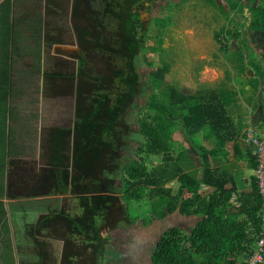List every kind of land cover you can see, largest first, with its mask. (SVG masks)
<instances>
[{
	"label": "rangeland",
	"instance_id": "374dc122",
	"mask_svg": "<svg viewBox=\"0 0 264 264\" xmlns=\"http://www.w3.org/2000/svg\"><path fill=\"white\" fill-rule=\"evenodd\" d=\"M217 1L224 5V10L206 0H19L21 14L35 6V17L43 16L44 8L46 11L52 8L53 13L59 11L65 18L63 22L69 30V41L77 43L84 28L93 32L89 42L97 46L98 56L95 47L92 54L91 51L89 55L84 54V67L100 79L99 88L94 87L92 94L94 112L100 114L90 118L94 122L90 134L97 133L90 137L92 146H105L109 151L102 153L97 164L91 163L90 168L97 169L84 173V188L78 189L84 192L78 195L82 202L78 199L79 205L75 208L68 201L73 218L67 215L66 207L62 208L63 198L53 203L56 202L53 197L52 239H45L42 233L47 234L40 225L43 219L28 215L26 223L29 227L25 233L21 231L18 241L20 251L12 246L7 250L4 246L0 251V264H151L152 250L165 229L180 226L185 233L190 232L197 222L194 215L173 211L151 222L144 220L150 216L149 188H144L132 200L131 211L136 214L133 222L128 218L130 211L121 197L123 170L131 160L141 161L139 166L147 170L161 162V155L147 156L138 151L146 142L140 133L139 121L140 118L151 119L146 104L148 94L160 92L169 84L193 89L223 87L235 92V102L226 107L229 125L221 130V136L233 137L227 140L223 150L213 153L211 159L213 164L216 159L220 163L236 162L235 168L244 170L242 178L246 190H250V177L257 175V169L247 165L251 155H256L255 144L248 135H264V28L253 30L250 27L249 6L263 0ZM25 7L28 8L23 11ZM123 7L128 16L127 32L119 15L121 11L123 13ZM17 14L14 18L13 0L0 7V49L4 51L0 53V69L4 65L7 72L15 67V58L9 59L8 48H12L13 29L10 26L17 23ZM36 20L32 22L38 25ZM132 40L140 45L139 49L131 46ZM147 59L152 63L149 64ZM158 67L167 68L163 80L151 75ZM0 78L4 80L8 76ZM157 82L160 84L156 85ZM9 84L0 90V135L13 136L11 102L14 95L10 93ZM80 118L77 115L73 143L72 135H59L50 152L52 176L63 178L65 182L71 180L72 175L68 170L66 149L69 151L70 146L77 145ZM65 131L60 132L65 134ZM209 132L210 126H207L193 134V138L200 140V147L210 150L218 138L211 137ZM173 141L174 154L182 153L189 145L179 128L175 130ZM237 146L242 156L238 160ZM82 154L83 150H75L70 157L74 164L79 166L80 158L88 159ZM131 170L136 169L132 167ZM53 183V193L66 191L62 184ZM166 185L176 192L180 183L174 179ZM211 190L202 184L199 191L208 194ZM239 196L240 192L235 193L231 202L238 203ZM35 204L42 209L44 200L37 199Z\"/></svg>",
	"mask_w": 264,
	"mask_h": 264
},
{
	"label": "trees",
	"instance_id": "16d2710c",
	"mask_svg": "<svg viewBox=\"0 0 264 264\" xmlns=\"http://www.w3.org/2000/svg\"><path fill=\"white\" fill-rule=\"evenodd\" d=\"M206 1L224 10V5L217 0ZM240 6L241 9L244 8L243 5ZM125 8L119 15L122 16L121 25L127 32L128 16ZM249 10L250 27L253 30L264 28V0L258 5L251 4ZM131 46L140 48L134 41ZM148 63L152 62L148 60ZM166 71V67H158L151 75L163 80ZM159 84L157 82L156 85ZM160 90L148 94L146 104L151 112V119L140 118V133L146 142L138 151L145 152L147 156L161 155L162 159L148 170L139 166L141 161L134 159L123 170L121 197L126 209L130 211L128 218L132 222L136 220V214L131 211L132 200L144 188H149L147 194L150 216L144 218L146 222L166 217L173 211L197 217V222L192 225L189 233H185L180 226H171L162 232L152 250L151 264H247L259 237L264 233V199L260 192L259 178L256 174L251 175V188L246 190L242 178L244 170L241 167L235 168L236 162L220 163L216 159L213 164L211 159L213 153L223 150L227 140L233 137L221 136V130L229 125L226 107L235 102V92L223 87L217 90L193 89L172 84ZM91 119L84 118L79 124V140L74 147L77 151L83 150L82 155L88 158L78 160L80 165H84L83 173L90 172L91 163L97 164V160L101 159L103 151L107 149L105 146H92L90 135L97 133L90 134L94 123ZM100 124L105 129L102 121ZM207 126H210L209 135L218 138V142L210 150L200 147V140L193 138V134ZM177 128L189 143L180 154H174L173 135ZM236 149L239 153L238 160L242 156L238 146ZM251 156L247 165L256 170L259 164L257 157L254 154ZM132 167L136 170L132 171ZM174 179L180 183L176 192L166 185ZM202 184L212 190L203 194L199 191ZM237 192H240L238 203H233L231 199Z\"/></svg>",
	"mask_w": 264,
	"mask_h": 264
},
{
	"label": "crops",
	"instance_id": "0c3cea01",
	"mask_svg": "<svg viewBox=\"0 0 264 264\" xmlns=\"http://www.w3.org/2000/svg\"><path fill=\"white\" fill-rule=\"evenodd\" d=\"M7 1L0 0V7ZM18 3L19 0H13L14 18L15 13L18 14L17 23L10 26L13 42L12 48H8L9 59L15 58V67L9 72L4 65L0 69V77L8 76L4 80L0 78V90L10 83V93L14 95L11 105L15 125V135H0V251L4 246L7 250L12 246L19 252L21 231L25 233L29 227L26 223L28 215L43 219L40 225L47 234L42 233L45 239H52L53 197L56 200L53 203L63 198L60 202L62 208L66 207L67 215L73 218L69 205L77 208L78 195L84 193L78 191L84 188V165L74 164L70 157L75 148L70 146L66 154L71 180L56 179L52 176L50 152L59 135H75L77 115L82 121L100 114L94 112L92 100L93 89L99 88L100 79L84 67V54L89 55L90 51L92 54L93 48L97 47L89 42L93 38L92 32L82 30L77 43L69 41V30L59 11L53 13L52 8L48 11L44 8V17L41 14L35 17L36 6L21 14ZM34 19L38 20V25L32 22ZM0 53L4 51L0 49ZM95 55L98 56V48ZM63 129L65 134L60 132ZM53 182L62 184L66 191L53 193ZM37 199L44 200L42 209L35 204ZM68 201H71L69 205Z\"/></svg>",
	"mask_w": 264,
	"mask_h": 264
},
{
	"label": "built area",
	"instance_id": "2783aa9c",
	"mask_svg": "<svg viewBox=\"0 0 264 264\" xmlns=\"http://www.w3.org/2000/svg\"><path fill=\"white\" fill-rule=\"evenodd\" d=\"M248 135V139L255 144V154L258 159L257 176L259 178L260 192L264 199V135ZM262 217L264 220V204L262 209ZM264 262V233L259 237L256 249L247 260V264H259Z\"/></svg>",
	"mask_w": 264,
	"mask_h": 264
}]
</instances>
